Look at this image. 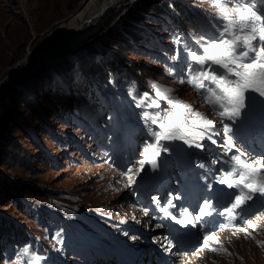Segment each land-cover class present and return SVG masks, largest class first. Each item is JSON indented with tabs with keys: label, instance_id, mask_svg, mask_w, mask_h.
Instances as JSON below:
<instances>
[{
	"label": "rangeland",
	"instance_id": "obj_1",
	"mask_svg": "<svg viewBox=\"0 0 264 264\" xmlns=\"http://www.w3.org/2000/svg\"><path fill=\"white\" fill-rule=\"evenodd\" d=\"M86 1L0 0V147L4 145L7 153L30 154V161L36 151L46 157L45 163L32 162L27 167L13 162L15 165L8 168L0 162V217L17 223L31 237L23 243L10 242L4 249L0 247V264H70V241L83 237L86 230H99L100 224L125 241L133 243L135 239L136 244L151 245L149 252L157 249L159 256L171 255L169 264H264L263 212L234 232H217L206 241L205 248L182 253L169 252L168 244L159 247V228H152L155 225L148 223L131 197L133 175L123 176L101 158L95 159L93 144L80 121L85 120L82 110L87 114L97 112V108L83 98L77 87L81 81L89 80L87 62L101 64L115 59L123 74L139 81L137 87L131 85L134 80L125 83L132 97L138 98L146 88L157 96H174L177 106L202 109L198 97L183 82H172L159 62L177 45L179 54L187 52L178 41L181 37H171L170 33L179 28L199 37L202 28L206 30L214 22L225 33L234 30L238 36L251 38L247 29L251 27L249 3L195 0L201 6L206 2L212 12L208 15L209 25L202 23L193 28L182 22L173 25L166 17L153 15L152 0H118L108 16L85 36L77 38L78 32L52 34ZM132 25L138 27L142 40L137 45L132 43L134 49L125 44V53L118 54L117 41H127L123 29ZM231 44V39L222 37L209 46L225 51ZM27 51L29 57L22 62ZM211 57L219 64H228L222 53L212 52ZM2 154L5 153L0 150V158ZM140 175L138 168L134 179ZM20 184L35 185L49 194L22 193ZM17 192L26 208L24 212L11 199ZM151 264H157L153 258Z\"/></svg>",
	"mask_w": 264,
	"mask_h": 264
},
{
	"label": "trees",
	"instance_id": "obj_2",
	"mask_svg": "<svg viewBox=\"0 0 264 264\" xmlns=\"http://www.w3.org/2000/svg\"><path fill=\"white\" fill-rule=\"evenodd\" d=\"M150 12L153 15L156 14L166 17L169 21H171V23L182 20V22L187 24V26L194 28L195 25L202 24V22L209 25L208 15L212 12V9L207 6L206 2L203 6H201L198 2H195V0H152ZM123 32L125 33L123 37L127 41H123L122 39L117 41L118 44L116 50L118 54L125 53V44L134 49V47H136L135 45H137L135 43L138 40H142L141 33L138 31V27H136V25H132L130 28H124ZM201 32H204V28H202ZM113 34L120 36V38L122 36V33ZM121 57L124 59L125 56L122 55ZM85 65H88L87 75H89V80L86 83L85 81H81L77 87L78 90L84 94V97L90 100V103L94 106L102 104L101 102L103 98L108 99L110 92H113L114 94L118 93L114 85H123L124 88L126 85L125 83L134 80L135 84L140 86L138 80L132 78L129 74L122 73V68H120L115 59H107L101 64L96 61H91L90 63L87 62ZM114 74H116V76L112 77ZM43 91L46 92L45 89ZM47 91L49 90L47 89ZM60 93L61 91L59 90L58 94L60 95ZM0 150L5 153L2 154L0 162H2V164H6L8 168L13 167L15 164L27 167L32 162H46L45 155H41L38 151L35 152V155L30 161V154H26L27 156H20L15 153H7L5 152L4 145L3 148L0 147ZM13 162H15V164H12ZM28 169L31 170L29 167ZM20 190L22 193L28 192L40 196L49 194L47 191H43V189L35 185L31 186L30 184H20ZM11 199L14 201L20 212H24L26 210L23 205V200L18 192L11 195ZM30 238V235L27 234L24 229L19 227L17 223L12 222L7 218L0 217V247L4 249L8 244H10V242H17L19 244L30 240Z\"/></svg>",
	"mask_w": 264,
	"mask_h": 264
},
{
	"label": "bare ground",
	"instance_id": "obj_3",
	"mask_svg": "<svg viewBox=\"0 0 264 264\" xmlns=\"http://www.w3.org/2000/svg\"><path fill=\"white\" fill-rule=\"evenodd\" d=\"M117 5L118 0H100L99 2L98 0H87L85 5L81 6L66 19L61 21L52 34H63L67 36L70 33L73 34L78 32L77 38H80L83 35L85 36L86 33L92 30V27L101 23ZM29 54L30 51H27L21 61L25 62L28 59ZM234 229H236V227L225 229L223 231L234 232Z\"/></svg>",
	"mask_w": 264,
	"mask_h": 264
}]
</instances>
